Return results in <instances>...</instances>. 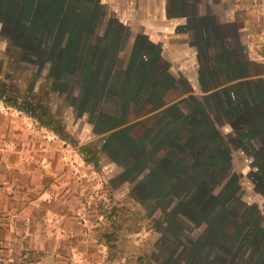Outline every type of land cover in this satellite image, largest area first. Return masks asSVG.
Wrapping results in <instances>:
<instances>
[{"label": "crops", "instance_id": "1", "mask_svg": "<svg viewBox=\"0 0 264 264\" xmlns=\"http://www.w3.org/2000/svg\"><path fill=\"white\" fill-rule=\"evenodd\" d=\"M26 1H33L28 29L40 36L17 45L19 56L32 52L57 103L88 117L97 154L127 186V199L146 205L150 219L181 224L176 239L162 234L168 225H161L159 244L182 255L190 250L183 264H264L258 242L246 259L234 263L230 248V260L220 263L218 253L225 251L217 248L213 228L219 213L207 212L217 188L236 185L234 156L243 175L257 170L264 142V22L261 32L251 33L243 11L221 0H95L91 7L88 0H0L8 23L5 30L0 22L4 39L8 33L18 37L10 26L18 29L25 18H9L10 12L29 10ZM5 40L14 48L13 39ZM74 76L79 78H69ZM217 77L223 86L215 84ZM8 129L16 139L27 136L21 123ZM22 152L7 162L9 177L0 182V211L16 220L24 216L26 200L51 202L37 196L34 176V189L15 179ZM13 153L7 149L3 156L9 160ZM218 172L231 177L220 182ZM22 187L36 196L14 190ZM225 216L221 232L227 233L233 227ZM257 226L256 235L264 236Z\"/></svg>", "mask_w": 264, "mask_h": 264}, {"label": "rangeland", "instance_id": "2", "mask_svg": "<svg viewBox=\"0 0 264 264\" xmlns=\"http://www.w3.org/2000/svg\"><path fill=\"white\" fill-rule=\"evenodd\" d=\"M221 1L225 7L243 11L251 33L263 30L264 17L258 11V7L262 5L261 0ZM3 14L0 12V19ZM10 14L9 18H17L16 11ZM80 15L79 12L78 16ZM24 17V22L31 20L28 23L33 25V20L28 19L27 14H24ZM18 27L17 29L14 25L10 26L26 38L29 29L19 24ZM63 28L64 25L60 30ZM8 46L0 30V82L7 86L11 77L16 83L19 80L25 83L27 79H33L27 86L23 87L21 83L18 85L29 92L25 95H29L30 85L33 84L32 93L36 94L37 101L44 105L45 122H50L54 129L4 106L0 101V182L9 177L7 162L15 163L17 151H23L19 159L21 164L15 171V179L27 183L32 189L39 182L37 196L41 195L45 201H51L32 204L26 200L27 203L22 205L26 212L20 220L12 218L11 213L4 214L0 211V264H183L190 250L182 255L178 253L179 250L174 252V246H164L161 242L159 244L164 232L170 233V236L176 239L181 224L176 226L172 221L150 219L149 211L144 209L146 205L141 207L127 199V186L116 181L112 165L97 154L98 139L92 132L93 126L88 117L80 118L79 110L66 108V102L63 107L61 99L57 103L56 97L50 93V85L46 86L45 73L41 76L38 74L39 65L36 60H32V52L22 60L18 49L15 48L17 46H14L15 49ZM77 72L80 74L81 71ZM74 77L76 80L79 78ZM115 109L117 110L116 107ZM24 121H27V124ZM20 123L26 128L27 136L16 139L9 133L8 126L19 127ZM7 149L15 152L9 160L3 156ZM234 157L232 171L237 178L236 185L231 187L232 190H221L224 193L226 190L230 191L228 197L234 208L227 205L222 212L218 211L222 208L219 205L226 200L219 197L218 207L211 210L212 205H209L207 211L211 216L215 213H219L218 217L225 214L228 218L235 216L239 222L235 228L230 226L227 233L220 232L219 228L218 233L217 230L220 239L225 238V241H219V248L222 247L225 251H219L224 261L229 259L227 254L231 247L226 246L232 242L228 235L233 229L245 235L247 231H253L250 227H255L257 223L261 232H264V190L261 192L255 186L256 170L251 169L246 176L243 175L240 162L238 164L237 158ZM33 176L34 185L30 182ZM260 176L264 185V174ZM25 188L14 190L19 195L25 191L29 197L36 196L33 191L27 192ZM219 189L216 195H219ZM204 202L206 203L207 199ZM47 206H52L51 209L55 212ZM49 211L53 214H48ZM255 211L257 213L254 214ZM245 212L252 215L249 219H240L239 216L246 215ZM243 222L247 226L242 224ZM161 225H168L167 231L164 229L162 234L159 232L165 226ZM257 228L251 233L250 239L255 241V235L258 244L262 245L264 236L256 235ZM157 244L159 246H156ZM167 248L169 250H166ZM258 251L255 253L256 259L261 255ZM177 256L182 257L176 260Z\"/></svg>", "mask_w": 264, "mask_h": 264}, {"label": "trees", "instance_id": "3", "mask_svg": "<svg viewBox=\"0 0 264 264\" xmlns=\"http://www.w3.org/2000/svg\"><path fill=\"white\" fill-rule=\"evenodd\" d=\"M88 2L90 3V7H91L94 4L95 0H88ZM32 3H33V1H26V5H28V6H26V8H28L29 10H23V11L19 10V11H16V13L19 14L21 17L22 16L24 17V14H27V16H28L27 18L28 19L31 18L33 20V13H32V9H31ZM0 12H2V11H0ZM0 22L2 23V27H4L5 30L8 29V27H7L8 23L7 22H4L3 19H0ZM21 26L28 28L29 23L23 22V23H21ZM10 31H14V30L10 29ZM28 32H29V34L27 35L26 38H24V34L18 33V37H16V36H12L11 34L8 33V34H6L5 39L10 40V42L13 39L14 41L12 40L11 44L14 46H17V45L21 46V48H22L24 46V42L28 41L29 39H32V43H33L34 38H37L40 36L35 31L28 30ZM46 35H47V32L44 31L40 38H44V37H46ZM30 36H31V38H30ZM23 40H24V42H23ZM69 78L75 79V77H69ZM31 82H33V79H29V80L27 79L25 83H22L21 80H19L16 83V81H14L12 77L9 78L7 86H5L2 82H0V101L4 104V106L9 107V108H13L17 112L22 113L28 117H31V118L37 120L40 124H42L46 127H50L53 130L54 129L53 125L49 124L50 122H45V118H44L45 117V110L43 108V106H44L43 103L41 101H37L36 94L32 93L33 89L31 87L33 86V84L30 85V94L29 95H25V93H29V92L25 88L21 89L20 85H18L19 83H21V84H23L22 86L24 87V86L29 85ZM49 83H51V82H49ZM215 84L219 85V86L224 85L223 80L221 78H218V80L215 82ZM71 90L72 89L68 87L67 92H69ZM48 91H49V88H48ZM55 132L57 133V130ZM261 146H262V148L260 150L259 149L257 150L258 153H257V157L255 160V166H256L257 170H256V172H254L255 173L254 179H255V184H256L255 186L258 187L259 188L258 190L262 192L264 190V185H263V181L261 180L262 178H261L260 174L261 175L264 174V142H262ZM213 164L214 165L217 164V161H214ZM211 174H214V173H211ZM216 175H217L218 181H220V182L222 179L223 180H229L231 177V173H220V172H218V173H216ZM235 178H236V176L233 175L231 179L234 180ZM225 188L227 190H229V189L232 190L231 187H225ZM210 190H211V192H214L215 189L211 188ZM221 190H222V188L219 189V195H217L218 199L216 198L213 200V202L211 204L212 205L211 210H215L218 207L217 205H218L219 197L220 198L223 197V199L224 200L226 199V200L222 204L219 205V207H222V208H219L218 211L222 212V209L226 208L227 205L234 208V206L232 205V203L230 201V197H228L230 191L226 190V192L224 193ZM262 193H264V191ZM255 213H257V211H255L254 214ZM206 214H208V213H206ZM251 215H252V213L248 212L246 215H244L245 219H249ZM225 217H227V215ZM227 220L230 222L229 225H232L235 228V226L238 222L237 217H235V216H234V218H232V217L228 218L227 217ZM222 222H223V219L220 218V215H219V217L217 216L216 222H215V227H213L214 232H215L214 240L216 239L215 242L217 244L218 249H222V247L219 248V241L220 240L225 241V238L220 239L221 237L218 234L221 232V231L219 232V229L221 230V224L224 226V224ZM242 224L246 225L244 222ZM250 228L254 231L256 228V223H255V227L251 226ZM217 230H218V233H217ZM253 231H251L250 233L247 231L245 233V235H243L244 234L243 232L241 233L240 231H237V229L236 230L233 229V234L232 235L230 234L231 241L233 244L229 242L230 246L228 245L226 247L232 248L231 254H232V260L234 263H237L238 260L246 259L247 255H249L250 252H252V250H255L253 248V245H256L258 238L255 237V235H254L255 241L254 240L251 241L250 238H251V233ZM226 242H227V240H226ZM218 256H219L218 261L220 262L222 260V257H220V255H218ZM262 259H264V254H263ZM222 262H224V260H222ZM138 264H141V262Z\"/></svg>", "mask_w": 264, "mask_h": 264}]
</instances>
